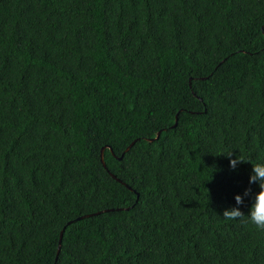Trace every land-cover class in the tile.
<instances>
[{"label":"trees","instance_id":"obj_1","mask_svg":"<svg viewBox=\"0 0 264 264\" xmlns=\"http://www.w3.org/2000/svg\"><path fill=\"white\" fill-rule=\"evenodd\" d=\"M235 156L264 162V0H0V264H264Z\"/></svg>","mask_w":264,"mask_h":264},{"label":"clouds","instance_id":"obj_2","mask_svg":"<svg viewBox=\"0 0 264 264\" xmlns=\"http://www.w3.org/2000/svg\"><path fill=\"white\" fill-rule=\"evenodd\" d=\"M232 153L226 155L231 157ZM250 163L243 158H230L228 166L235 171L242 163ZM251 173L248 177V184L255 185L258 191L253 192L252 188H246L242 194L234 196L235 206L225 209L222 217L228 220H237L243 218L247 222L254 225L258 230H264V162L250 163ZM246 200H250L247 214L241 211V206L245 204Z\"/></svg>","mask_w":264,"mask_h":264},{"label":"water","instance_id":"obj_3","mask_svg":"<svg viewBox=\"0 0 264 264\" xmlns=\"http://www.w3.org/2000/svg\"><path fill=\"white\" fill-rule=\"evenodd\" d=\"M176 123H177V118H176ZM176 123H175L174 127L176 126ZM159 136H160V133L157 134V136L155 137L154 140H158V139H159ZM151 141H153V140H151ZM128 149H129V148H128ZM128 149H127V150H128ZM101 163H102V165H103L104 168H105V165H104V159H103V149H102V151H101ZM112 177L115 178L114 175H112ZM89 216H90V215L80 217V218L76 219L75 221H77V220H81V219H84V218L89 217ZM73 222H74V221H73ZM70 223H71V222H70ZM61 237H62V233H61ZM59 249H60V246H59V248H58V252H59Z\"/></svg>","mask_w":264,"mask_h":264}]
</instances>
